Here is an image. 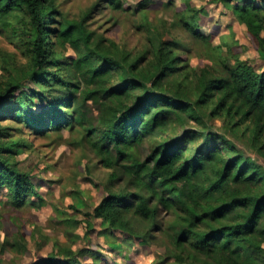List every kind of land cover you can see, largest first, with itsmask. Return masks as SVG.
<instances>
[{"label": "trees", "instance_id": "trees-1", "mask_svg": "<svg viewBox=\"0 0 264 264\" xmlns=\"http://www.w3.org/2000/svg\"><path fill=\"white\" fill-rule=\"evenodd\" d=\"M221 1L246 27L263 65L238 59L231 40L216 47L217 62L211 52L203 67H191L169 42L135 54L86 27L91 10L68 20L57 0H0V33L20 39L30 61L24 68L14 59L2 67L10 74L0 80V139L6 135L1 123L10 119L41 135L83 128L89 147L112 170L108 185L126 183L108 190L94 209L93 218L107 225L101 235L119 232L132 246L164 234L176 264H264V169L233 141L244 140L264 158V0ZM108 4L117 9L121 0ZM151 4L138 6L143 11ZM21 15L22 27H14ZM184 23L196 40L211 43L213 36ZM65 44L78 53L70 62L56 52ZM88 101L99 105V127L85 125ZM188 123L192 130H184ZM24 147L0 144V190L6 189V205L38 208L43 196L33 177L8 155ZM163 212L168 217L160 220ZM136 219L151 228L138 232ZM20 243L23 236L15 234L3 250L25 249ZM90 255L61 246L43 264H81Z\"/></svg>", "mask_w": 264, "mask_h": 264}, {"label": "rangeland", "instance_id": "rangeland-1", "mask_svg": "<svg viewBox=\"0 0 264 264\" xmlns=\"http://www.w3.org/2000/svg\"><path fill=\"white\" fill-rule=\"evenodd\" d=\"M141 1L121 0L117 9L108 4V0H57L56 4L68 20H81L91 10L84 22L86 27L103 34L108 43L120 48L126 46L135 54L153 43L169 42L189 59L191 67H203L210 63L209 57L214 51L217 62L219 51L216 47L231 40L237 42L234 51L238 53V59L255 67L263 65L246 27L221 0H152L151 6L143 11L138 6ZM194 14L198 16L192 20ZM186 19L196 24V32L213 36L211 43L196 40L184 23ZM24 20L23 15L19 16L13 20V26L22 27ZM221 50L226 56V47ZM56 52L69 62L78 57L70 44L58 45ZM13 59V65L17 67L30 64L27 49L20 39L0 33V80L8 78L10 73L2 67L5 62L12 63ZM230 62L233 63V59ZM66 78L68 80L70 75ZM37 90L42 91L43 87L38 86ZM83 112L86 126L99 127V105L88 101L83 105ZM215 124L216 131L221 132V123L216 121ZM1 126L6 135L0 139V144L13 141L25 144L21 154H16V148H9L8 155L18 169L31 174L43 198L38 208L29 205L17 209L6 205V189L0 190V264H43L51 254H57L61 246L76 252L91 250L92 255L82 258L81 264H176L170 259L171 246L164 234H156L150 245L135 239L132 246L127 245L119 232L110 238L101 235L107 225L93 218L94 209L108 190H122L126 183L122 179L108 185L112 170L106 168L89 147L87 131L67 127L63 132L41 135L11 119L3 121ZM192 128L193 125L188 123L184 130ZM233 141L242 154L256 158L264 169V158L247 142L235 138ZM142 151L143 155L147 153V149ZM167 217L163 212L160 220ZM68 220L79 223L74 226ZM133 226L142 233L151 228L152 223L136 219ZM15 234L23 236L20 244L25 249L16 253L4 251L6 238L12 242ZM58 257L63 258L60 254ZM98 258L103 261L96 262Z\"/></svg>", "mask_w": 264, "mask_h": 264}]
</instances>
